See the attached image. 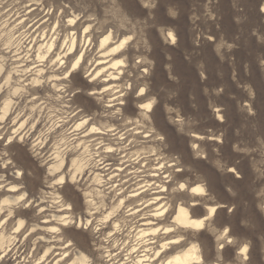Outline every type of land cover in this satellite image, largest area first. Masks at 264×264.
<instances>
[{"label": "rangeland", "instance_id": "obj_1", "mask_svg": "<svg viewBox=\"0 0 264 264\" xmlns=\"http://www.w3.org/2000/svg\"><path fill=\"white\" fill-rule=\"evenodd\" d=\"M263 6L264 0H0V63L3 66L0 73V174L4 176L2 179H7L4 184H0V202L7 195L25 193L12 218H6L5 214L0 215V231L6 234V238L0 243V257H3L0 264L55 262L52 260L55 255L42 257L47 243L40 237H54L58 232L48 233L34 227L36 223L42 224L44 220L39 213V201L43 192L46 193L45 200L51 205L50 191H56V196L58 194L57 203L61 201L60 204L55 203V206L63 203L64 208L69 207L72 213L68 209L63 212L69 211L74 217L69 225L63 227L62 242L79 243L88 256L91 254L90 262L96 264L100 261L108 264L107 248L114 245V236H108L112 224L100 221L101 211L88 220L90 214L86 213L84 194L85 191L93 189V193L98 197L96 189L105 192L108 190L95 184L94 178H91L95 174L91 169H86L82 174L77 173V181L70 177L74 171L71 166L73 160L79 158V154L83 152V149L74 148L78 141L76 137L81 135L74 136L72 132L74 124L78 123L82 116L73 117V113L71 117L64 118L67 122L57 121L60 120V115H68L62 113L67 109L65 106L68 103L71 106L70 112L81 104H85L91 112L99 109L97 100L86 94L81 95L76 103H73L72 99L87 75V68L96 58L94 56H98L101 37L110 33L114 41L123 37L129 38L125 45L126 63L120 75L124 88L121 96L124 104L117 107L127 106V114L133 121L141 119L144 125L146 123L145 129L158 136L146 139L144 145L159 146L157 143L162 142V150H177L178 153L174 156L177 158L180 154L183 155L190 176L200 177L202 173L198 168L202 169L206 177H209L207 178L210 186L223 198L224 206L209 219L206 228L198 231L188 230L190 232H185L184 237L199 245L206 258L204 264H262ZM171 11L177 12L176 17L170 15ZM70 18H74L76 24L75 32L79 44L77 53H84L85 68L77 73L74 86L67 93L70 96H55L46 102L47 86L43 83L39 87H34L35 83L29 84L35 76V69L41 66L28 72L25 78L30 80L24 82L31 86L25 88L19 87L24 84L25 78L19 79L21 71L18 72L17 69L21 70L26 64L31 65L29 68L32 69L41 63L49 70H52L50 67H59L61 64L54 66L56 60L45 63L48 54L43 62L40 61L37 55L38 45L42 40L40 35L42 32L48 33L47 40L56 39L57 47L62 51L69 39L65 41V36L70 34L72 28L69 26ZM86 27H89L86 32L89 45L85 43L87 40L83 36ZM170 30L176 34L175 42L168 37ZM221 45L218 52L217 47ZM42 48L41 52L46 53V47ZM73 58L68 60L67 68ZM62 69L61 77H64L65 70ZM7 71L11 75L7 74ZM6 74L12 79L8 81ZM13 87H17V91L15 88L14 91ZM141 88L148 92L144 100L153 101L150 111L142 112L138 107L141 100L137 95ZM248 89L254 97L249 95ZM27 90L37 92L40 98L44 97L37 105H33L34 108L32 97L25 98ZM84 90L87 92L88 88ZM62 99L67 103L61 102ZM6 100L10 104L6 102L8 109ZM218 114L222 115V120ZM114 116L115 120L109 121L120 124L123 115ZM192 132L205 136L200 141L205 154L194 151L190 137ZM64 135L69 137L72 142H69L70 145L63 146L60 140ZM212 135L221 142L210 140ZM140 139L145 141V138ZM57 149L61 155L64 154L65 160L62 167L53 173L51 166L55 161V164L60 162V158L54 157L57 155ZM202 155H208L209 158H202ZM232 166L235 172L229 171ZM62 172L66 173V177L65 182L60 183L56 179ZM8 183L18 185V190L8 192ZM48 185H52L51 190ZM98 198L99 201L100 197ZM112 201L107 198L104 210L114 203ZM204 210H199L197 216L205 214ZM172 216L173 212L168 215V221H172ZM19 220H23V225L15 233ZM106 225L109 228H104ZM124 234L117 236L120 242L127 237V232ZM161 239L162 236L157 238L158 241ZM155 245L158 247L159 242ZM243 245H248L247 259H243L245 257L239 254ZM115 246L116 244L112 247ZM121 247H116L117 252H122L119 259L125 258L126 254L123 246Z\"/></svg>", "mask_w": 264, "mask_h": 264}, {"label": "bare ground", "instance_id": "obj_2", "mask_svg": "<svg viewBox=\"0 0 264 264\" xmlns=\"http://www.w3.org/2000/svg\"><path fill=\"white\" fill-rule=\"evenodd\" d=\"M262 10L264 11V6ZM68 21L70 22L69 26L72 28L70 29V34L68 33V35L65 36V41L66 39H69L67 43L64 41L66 45L62 51H60L61 48L59 49L57 47L56 39L53 38V40L50 38L47 40L49 34L46 32L41 33L40 37L42 40L38 45L39 50H37L39 51V54L37 55L40 61L43 62L44 58H46V54H48L45 63H51L56 60V64H54V66L56 67L61 64L59 67L56 69H54V67H50L52 70H49L45 69L44 63H41L34 66L32 69L29 68L31 65L29 66L28 64L23 66L21 70L17 69L18 72L21 71L19 76V79L21 80V78L27 77L28 72H32L35 67L41 66L38 69H35L33 73L35 76L31 79L32 83L29 84L35 83L33 86L39 87L43 83L45 84L44 86H47V94L45 97L47 99L46 102L55 98V96L59 98H65V94L66 96H70V94L67 95V93L71 91L74 86L77 73L85 66L84 53H77L79 44L78 35L77 32H75L76 24H74V18H70ZM88 28L89 27L85 28V34L83 35L86 40L89 39L87 38L89 36L86 34ZM168 37L172 42H175L177 39L176 34L172 30L169 31ZM128 39V37H123L114 41L111 33L104 34L101 37L98 46V56H94L96 58L90 67L87 68V75L85 76V79L82 80V83L78 86L77 91L73 94V103H76L81 95L86 94L87 96L97 100L96 102L99 109L91 112L85 104H81L79 108L70 112L71 106H69L68 103L65 106L67 109L62 112L68 115H66V117L60 115V120L57 121V123L61 121L63 123L67 122L64 118L71 117L70 115L73 113V117H77L79 115L82 116L79 122L74 124L75 127L72 132L74 136L81 135L76 137L78 141L75 147L74 145L73 147L75 149H83V152L79 154V158L74 159L76 156L73 157V165L71 166L74 171L73 174L71 172L72 175H70V177L75 180L77 173L82 174L86 169H91L95 174L94 177H91L94 178L95 184L99 188L104 187L108 190L105 192V190L102 191L100 189H96L98 190L97 195L100 197L99 201V198L95 195L96 193H93V189L85 191V193L83 192L86 195V213L87 215L88 213L90 214L88 220L93 218L95 215L100 214L99 211H101L102 215H100V221L104 224H112V228L109 229L110 235L108 236H114L112 240H114V245L116 244V246L112 247L114 245L109 244L111 246H108L107 248L108 250L106 255L108 257V264H118L120 261H123L120 264H204L206 262V258L203 256L199 245L195 241L184 237L185 232L187 233L188 230L198 231L206 228L209 219L217 213L218 209L224 206V204H222L223 198L210 186L208 181L209 177H206L204 174L205 172L202 169L198 168V171L202 173L200 177L193 178L190 176L189 168L183 161L184 157L180 154V152V155L175 158L174 154L178 153V151L174 149L162 150V142L160 143L158 141L159 143L157 144H159V146H152V144L151 146L144 145L146 139H152V137L156 135L145 129L146 123L144 125V122L140 118V120H136L134 118L136 121H133V119L127 114V106L117 107L118 105L124 104V99L121 98L124 88L122 76L120 75L123 73L122 68L126 63L124 56L127 53L125 51V45L127 44ZM86 42L89 45V40L85 41V43ZM43 46L47 49L44 54L41 52ZM72 57L74 58L71 65L67 68L66 64ZM61 69L65 70L64 77H61ZM2 70L3 66L2 63H0V73ZM7 74H9V72ZM9 75H7L8 81L11 78ZM29 80L28 78H25L23 83L25 84L26 82L24 81ZM24 84H20L19 87L25 88V86L29 85ZM14 88L16 89L17 87H13V89ZM85 88H88L87 92L84 90ZM36 90L39 91L38 89ZM26 92L25 98L29 99L32 97L31 103L33 108L35 107L33 105H37V103L44 98H40L37 92L33 93V91L30 92L29 90ZM147 95L148 92H145L144 88H141L140 93L137 95V98L141 100L139 102V106H137L142 112L144 110L150 111L153 105V101L151 99L144 100ZM6 102L8 103L7 100L5 101V104ZM61 102L65 101L62 99ZM8 104H6L7 109ZM38 110L40 111V109ZM115 114L123 115L120 124L110 122L115 120ZM138 114L140 115V113ZM218 117L222 120L221 114H218ZM190 137L194 151L196 150L198 153L202 152L205 154V151L202 150L200 144V141L203 140L205 136L197 132H192ZM76 138L74 137L75 140ZM140 138H145V141H141ZM159 139L161 140V138ZM210 140H217V138L212 135ZM60 141L63 142V146L66 144L70 145L69 142H71L69 141V137L65 135L61 137ZM217 141L221 142L219 140ZM55 153H57V155L54 157L60 158V162L55 164L57 163L55 161V163L51 166V171L53 173L62 167L65 160L63 159L64 154L61 155L60 150L58 151L57 149V152ZM201 157L206 159L209 158L208 155H202ZM172 168H176L177 170L172 171ZM233 169L235 170L232 166L229 168V171L234 172ZM237 176L239 175L237 174ZM2 177L4 176H0V184H4L7 180L4 178L2 179ZM65 177L66 173L62 172L60 177L56 180L63 183L65 182ZM77 180L78 179L75 181ZM6 187L8 192H15L18 190V185L8 183ZM47 187L51 190L52 185H48ZM193 189H196V191H193ZM200 189H202V191H200ZM43 193L44 196L42 195V198H40L41 201H39L41 202L39 213L42 214L44 220L42 221V224L36 223L34 227L37 230H43L48 233L51 232L55 234L58 232V235L56 234L54 237L41 235L40 239L47 243L45 254L42 255V257L44 258L48 254L50 256L55 255L54 259H52L55 261L53 264H95L94 261V263L90 262L92 257L89 258V256L91 254L88 256L79 243H72L70 241L64 243L62 242V235L64 233L63 227L67 224L69 225V223L74 220V217L71 214L72 212L69 210L70 208H64L65 205L63 203L60 206H55L61 202L59 201V203H57L58 194L57 196L55 195L56 191L49 192L51 194V205H49V201L45 200V198L47 199L45 196L46 193ZM24 196L25 193L20 195L5 196L0 202V215L5 214L6 218H12L16 212L15 209L18 208V204L23 201ZM107 198L112 199V202L114 203L104 210L107 206ZM175 205L176 208H174ZM61 207H63V209H61ZM203 208L205 209V214L197 216V212L199 210H203ZM66 209H68L71 213L68 210V212H63ZM171 212H173V219L172 221H168L167 217ZM18 222V226L16 225L17 228H15V233L18 232L23 225V220H19ZM79 222H81V219H79ZM34 227L32 226V228ZM107 227L108 225L104 226V228ZM34 230L35 229H33V231ZM113 231L115 232L112 233ZM125 232H127V237L120 242L121 240H119L117 236L119 234L122 235ZM5 235L6 234L1 233L0 231V243H2V240L6 238ZM161 236L162 239L158 241L157 238ZM158 242L159 246L157 247L155 244ZM118 246L119 249L123 246V249H125L124 251H126L125 258L123 259H119L122 252H117L118 249H116V247ZM59 250L62 251V253H60ZM239 254L244 257H248V245H243L239 250ZM43 258L40 259L42 260ZM98 262L99 264H105L104 262ZM98 262H96V264Z\"/></svg>", "mask_w": 264, "mask_h": 264}, {"label": "clouds", "instance_id": "obj_3", "mask_svg": "<svg viewBox=\"0 0 264 264\" xmlns=\"http://www.w3.org/2000/svg\"><path fill=\"white\" fill-rule=\"evenodd\" d=\"M170 15L172 17H176L177 12L171 11ZM219 47H222V45L217 47L218 52H219ZM229 47H231V45H229ZM261 66H262V69H264V61H261ZM248 91H249V95L254 97V94L252 93V91L250 89H248ZM248 111H249V113H251L250 108L248 109ZM0 259H3V257H0ZM244 259H247V257H245ZM261 262H262V264H264V243H262V246H261Z\"/></svg>", "mask_w": 264, "mask_h": 264}, {"label": "snow or ice", "instance_id": "obj_4", "mask_svg": "<svg viewBox=\"0 0 264 264\" xmlns=\"http://www.w3.org/2000/svg\"><path fill=\"white\" fill-rule=\"evenodd\" d=\"M233 171L235 172V170L233 169ZM181 187H183V186H181ZM193 191H196V189H193ZM200 191H202V189H200Z\"/></svg>", "mask_w": 264, "mask_h": 264}]
</instances>
